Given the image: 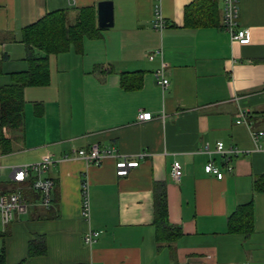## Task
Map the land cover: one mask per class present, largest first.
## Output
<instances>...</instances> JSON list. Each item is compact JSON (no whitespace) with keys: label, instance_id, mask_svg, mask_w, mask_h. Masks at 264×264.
Listing matches in <instances>:
<instances>
[{"label":"crops","instance_id":"0c3cea01","mask_svg":"<svg viewBox=\"0 0 264 264\" xmlns=\"http://www.w3.org/2000/svg\"><path fill=\"white\" fill-rule=\"evenodd\" d=\"M100 1L0 0V87L27 69L23 27L60 9L72 21L82 7L94 8L97 25ZM109 1L113 26L84 38L81 53L50 55L49 84L23 89L21 121L4 130L10 149L0 152V178L7 171L0 192L13 186L8 165L57 161L42 175L54 182L50 205L23 187L27 211L0 222L2 263L264 264V191L253 186L264 176V135L254 150L246 126L235 123L245 111L251 128L264 132V0H238L239 23L251 34L245 45L221 28L217 0H159L162 32L152 29L156 0ZM158 48L162 56L149 60ZM161 62L166 89L153 75ZM139 111L152 118L138 120ZM217 142L246 151L230 158V171L213 152ZM93 144L138 165L116 176L115 157L93 165L76 155ZM174 161L182 167L178 181ZM208 162L223 178L203 171ZM84 181L88 220L80 216ZM163 192L168 221L181 235L157 248L153 205ZM250 200L252 232H229V216ZM88 230L99 231L91 245L83 242Z\"/></svg>","mask_w":264,"mask_h":264},{"label":"trees","instance_id":"16d2710c","mask_svg":"<svg viewBox=\"0 0 264 264\" xmlns=\"http://www.w3.org/2000/svg\"><path fill=\"white\" fill-rule=\"evenodd\" d=\"M68 15L69 11L66 9L51 11L21 29L20 39L26 46L27 69L11 73L12 83L7 87H0V152L2 153H7L10 149V142L4 130L15 128L21 121L23 89L29 86L39 87L49 84V56L67 52L70 48L81 53L83 39L96 38L101 31L96 25L93 7L77 9L72 21H69ZM263 184L264 176H261L254 182V190L264 191ZM153 206L155 241L159 248L174 242L181 235V229L168 221L164 192L154 198ZM227 227L232 233L248 235L252 232V200L236 207L228 218ZM29 250L31 252V244ZM1 259L0 264H3Z\"/></svg>","mask_w":264,"mask_h":264},{"label":"built area","instance_id":"2783aa9c","mask_svg":"<svg viewBox=\"0 0 264 264\" xmlns=\"http://www.w3.org/2000/svg\"><path fill=\"white\" fill-rule=\"evenodd\" d=\"M153 6V18L152 29L156 32H162L166 27V21L161 14L159 0ZM221 4L222 19L221 28L228 33L231 42H237L239 44H248L251 39L250 30L240 25L238 20V0H217ZM156 55L162 56L161 49H155L148 53V59L152 60ZM157 84L162 88L168 87L169 81L166 76V65L161 62L160 66L153 73ZM236 124H244L249 131L252 142L255 149L259 150L260 145L258 139L264 135L263 131H255L251 128L249 122H247V113L240 111L237 115ZM137 118L140 121H148L152 118V114L149 111H139ZM205 152H209L208 148H205ZM225 162L226 169L230 171L232 165L229 160L233 156L246 153L236 147H226L222 142H217L215 150ZM76 155L81 157L85 162L93 165H99L105 156L111 155L115 157V174L116 176H125L128 172L138 165L136 160L128 159L119 153H116L110 148H100L97 144H93L88 150L79 149ZM49 156L42 158L37 162L23 163L19 165L9 166L10 181L14 184L12 190L0 192V222L2 226L11 222L16 216H20L27 211V204L25 198L22 196L21 191L23 187H26L39 196V204L42 207L47 208L50 205V194L54 182L51 179L44 178L42 175L48 166L54 162ZM203 171L206 174H211L217 179H221L224 173L213 162H208L204 165ZM182 176V167L178 161L172 163V177L178 181ZM81 207L80 216L85 220L90 217V201L88 194V185L86 181L81 183ZM99 235V231L88 230L83 236V242L86 245H91L95 242ZM91 264V263H87ZM241 264H249L243 262Z\"/></svg>","mask_w":264,"mask_h":264},{"label":"water","instance_id":"95a60500","mask_svg":"<svg viewBox=\"0 0 264 264\" xmlns=\"http://www.w3.org/2000/svg\"><path fill=\"white\" fill-rule=\"evenodd\" d=\"M113 26L112 2L109 0L100 1L97 4V27L99 29Z\"/></svg>","mask_w":264,"mask_h":264},{"label":"rangeland","instance_id":"374dc122","mask_svg":"<svg viewBox=\"0 0 264 264\" xmlns=\"http://www.w3.org/2000/svg\"><path fill=\"white\" fill-rule=\"evenodd\" d=\"M5 160H6V159L4 158V159H2L1 161H2V162H6ZM14 165H19V164H10V165H8V167H9V166H14ZM6 172H7V171H3V172H2V176H1L0 180H4V178H5V176H6ZM12 185H13V186H12L11 190H12L13 187H14V184H12Z\"/></svg>","mask_w":264,"mask_h":264}]
</instances>
